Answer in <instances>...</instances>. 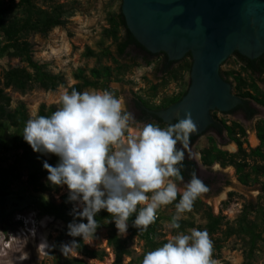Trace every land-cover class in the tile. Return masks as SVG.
Instances as JSON below:
<instances>
[{
  "label": "clouds",
  "instance_id": "clouds-1",
  "mask_svg": "<svg viewBox=\"0 0 264 264\" xmlns=\"http://www.w3.org/2000/svg\"><path fill=\"white\" fill-rule=\"evenodd\" d=\"M194 133L198 126L191 112L165 127L139 121L126 109L124 98L107 89L63 90L59 107L50 116L29 118L24 141L36 153L58 157L55 166L43 162L47 183L66 186V202L73 204L74 219L67 225V235L73 239L59 246L61 253L75 252L80 244L76 238L87 242L96 235L100 224L95 217L102 210L111 216L118 233L126 235L130 218L134 217L131 227L147 230L158 210L175 202L168 227L179 229L182 214L209 191L196 173L186 182L182 175L186 152L189 159L199 160V153L190 151ZM217 167L213 165V171ZM49 247L42 240L38 250ZM213 250L207 230L192 228L146 251L141 264H216Z\"/></svg>",
  "mask_w": 264,
  "mask_h": 264
},
{
  "label": "rangeland",
  "instance_id": "rangeland-1",
  "mask_svg": "<svg viewBox=\"0 0 264 264\" xmlns=\"http://www.w3.org/2000/svg\"><path fill=\"white\" fill-rule=\"evenodd\" d=\"M77 6V10L69 18L64 26L53 28L47 35L32 33L28 36L34 46L35 59L45 63L49 70L56 73H64L68 86L76 82L73 73L77 68L88 70L101 64H112L110 59L97 56H88V48L99 52L101 44L109 45L111 39H104L103 30L108 27V15L112 11L121 8L122 0H59ZM39 4L43 5L42 1ZM115 50V46H112ZM152 63L148 64L141 58L132 61L123 77L124 80L110 83L111 91L118 97L125 100V107L131 111V100L135 95H140L148 100H153L152 85H159V96L177 93L185 88L190 72L184 71L179 80L169 79L166 85L163 84L166 77L161 75L158 68L157 56L150 58ZM25 65L19 58H12L7 55L0 57V73L10 66ZM227 67L226 65L222 66ZM68 87L60 86L56 90H46L41 87H34L26 92H21L12 87L6 89L11 96V107H16L20 102H24L28 109L30 118L37 117L39 107L42 103L47 105H59V94ZM85 90H101L92 87ZM82 91V92H83ZM10 128L9 132H13ZM22 152L20 148L11 143L8 147L0 143V167L11 165L17 156ZM183 187V184H179ZM13 200L7 203L6 208L11 209V213L5 219H0V264H59L71 260L74 257L83 258L91 264H114L115 255L108 245V229L101 227L96 235L85 242L89 248L104 250L107 255L103 260L91 258L77 250L69 256H64L59 246L72 240L65 232L64 221L54 218L52 215H42L32 204V201L55 199L60 201V196L67 193L66 187L59 191L37 193L33 190H23L19 185L13 186ZM224 191H227L224 189ZM248 191L238 194L239 199H225L214 197L213 201L206 199L204 194L200 196L202 201L197 199L193 208L189 212L182 214L179 229L168 227L171 217L176 213L175 202L158 210L159 221L156 225L158 247L174 235L176 232L188 233L192 228L207 230L213 241L212 259L216 264H264V225L262 215L264 214L263 199L255 198V209L249 215L250 219L259 224L258 231L262 233L263 239L257 241L256 249L252 258L247 257L249 251L250 236L238 232L239 217L242 206L249 200L245 196ZM213 197V195H211ZM237 196V195H236ZM179 198H177L178 202ZM260 200V201H259ZM210 203V204H209ZM4 203L0 204V209ZM212 211L215 216H222V222L216 232H210L208 212ZM233 232H230V229ZM237 231V232H236ZM129 232L123 237H127ZM46 240L49 248H40L39 244ZM133 254L125 256L124 264H139V257L146 250L145 240L141 235H137L130 240ZM11 244V247H10ZM250 260V261H249Z\"/></svg>",
  "mask_w": 264,
  "mask_h": 264
},
{
  "label": "trees",
  "instance_id": "trees-1",
  "mask_svg": "<svg viewBox=\"0 0 264 264\" xmlns=\"http://www.w3.org/2000/svg\"><path fill=\"white\" fill-rule=\"evenodd\" d=\"M39 1H42L43 5L39 4ZM76 10L77 6L74 2L66 3L59 0H0V57L7 55L12 58H19L21 62L25 63V65L10 66L0 73V143L5 144L6 147L14 143L15 147L22 150L11 165L0 167V204L4 203V208L0 211V218L4 216L3 211L6 213L5 206L13 197V186L16 184L19 185L20 189L33 190L37 193L59 191L60 189V187H53L47 183L48 173L43 168L44 161L55 166L58 162V157L36 153L24 141L22 137L23 128L26 121L30 118L28 109L24 102H20L16 107L12 108L11 96L6 89L12 87L21 92H26L34 87L56 90L60 86H65L68 87V91L76 89L82 92L88 87L111 90L110 83L123 81L125 71H127L132 61L137 59V55H131L132 46L145 51L144 62L152 63L149 55H153V53L148 51L130 31L124 13L120 8L109 13L107 18L109 26L103 30L104 39H111V43L109 45L101 44L99 52L91 48L86 51V55H99V59L106 57L112 61V64L99 63L91 67L88 72L82 67L77 68L73 73L76 82L68 86L64 73L53 72L48 69L45 63L35 59L34 46L28 36L32 33L47 35L53 28L66 25ZM112 46H115L114 51ZM191 66L192 57L188 53L178 66L164 71L163 77H166V80L161 85H166L169 79L179 80L184 71L191 70ZM158 88L159 85H152V96L157 94ZM184 94L185 92L180 91L178 94L167 96L162 105L178 101ZM143 101L146 103L150 102L148 99H143ZM151 106L155 107L154 104ZM58 107L59 105L57 104L47 105L42 103L37 116H50ZM10 128H14L11 133L9 132ZM210 155L211 159L209 161L212 162L215 159V155L211 153ZM67 196L68 192L60 196V201L54 198L50 200L35 199L32 201L38 213L52 215L54 218L64 221L66 233L68 232L67 225L74 219L70 215L73 204L66 202ZM95 219L100 224L99 228L105 227L108 229L107 241L115 255L114 264H124L125 256L133 254L134 251L130 240L137 235H141L145 240L146 250L144 253L158 247L156 225L159 221V215L156 221L147 230L143 231H138L131 227L134 217L130 218L129 235L127 237H123L118 233L107 211L102 210ZM208 219L210 232H216L222 222V216H215L212 211H209ZM261 219L264 225V214ZM238 222V232L250 236L247 257L252 258L257 241L263 239L262 233L258 231L260 226L257 222L251 221L246 213L239 218ZM179 223L181 224L180 221ZM229 229L230 232H233L232 228ZM76 239L80 242L76 249L79 253L99 260H103L107 255L104 250L89 248L82 238ZM144 253L139 257V264H141ZM59 264L91 263L83 258L74 257Z\"/></svg>",
  "mask_w": 264,
  "mask_h": 264
},
{
  "label": "water",
  "instance_id": "water-1",
  "mask_svg": "<svg viewBox=\"0 0 264 264\" xmlns=\"http://www.w3.org/2000/svg\"><path fill=\"white\" fill-rule=\"evenodd\" d=\"M121 9L151 53L164 52L171 60L191 54L187 92L156 112L164 122L175 124L191 112L200 133L212 121L211 109L228 110L241 101L220 67L235 51L264 53V0H122Z\"/></svg>",
  "mask_w": 264,
  "mask_h": 264
},
{
  "label": "flooded vegetation",
  "instance_id": "flooded-vegetation-1",
  "mask_svg": "<svg viewBox=\"0 0 264 264\" xmlns=\"http://www.w3.org/2000/svg\"><path fill=\"white\" fill-rule=\"evenodd\" d=\"M132 47L131 55H137V58L145 61L143 57L146 52ZM154 56H157L158 68L163 76L164 71L178 66L185 58L171 60L164 52L149 55V58ZM224 65L227 67L223 68ZM189 72L191 74V70ZM220 72L230 84L231 93L241 101L228 110L211 109V123L200 133L191 136L190 151L199 153V160L189 159L186 152L182 175L186 182L192 173H196L209 187L204 196L211 201L214 197H222L221 201L239 199L241 196L238 194L247 190L248 195L244 196L249 200H244L247 203L242 206L239 218L246 213L250 219L249 214L256 207L255 198L262 200L264 197V53L258 57H250L235 51L222 63ZM189 85L190 79L180 91L186 93ZM180 91L165 96H159L157 91L149 103L143 101L146 98L135 95L131 100L130 112L139 121H154L165 127L167 123L156 112L177 102L162 105L165 97ZM209 152L215 155L212 162L209 161ZM213 165H218L215 171ZM13 199L12 197L10 201ZM198 199L202 201L200 197ZM5 211L0 219H5L11 213L10 208Z\"/></svg>",
  "mask_w": 264,
  "mask_h": 264
},
{
  "label": "built area",
  "instance_id": "built-area-1",
  "mask_svg": "<svg viewBox=\"0 0 264 264\" xmlns=\"http://www.w3.org/2000/svg\"><path fill=\"white\" fill-rule=\"evenodd\" d=\"M157 217H158V213H157Z\"/></svg>",
  "mask_w": 264,
  "mask_h": 264
},
{
  "label": "bare ground",
  "instance_id": "bare-ground-1",
  "mask_svg": "<svg viewBox=\"0 0 264 264\" xmlns=\"http://www.w3.org/2000/svg\"><path fill=\"white\" fill-rule=\"evenodd\" d=\"M10 247H11V244H10Z\"/></svg>",
  "mask_w": 264,
  "mask_h": 264
}]
</instances>
